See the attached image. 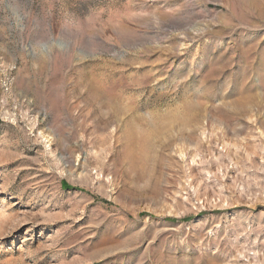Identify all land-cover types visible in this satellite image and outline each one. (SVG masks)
<instances>
[{
  "label": "rangeland",
  "instance_id": "obj_1",
  "mask_svg": "<svg viewBox=\"0 0 264 264\" xmlns=\"http://www.w3.org/2000/svg\"><path fill=\"white\" fill-rule=\"evenodd\" d=\"M0 264H264V0H0Z\"/></svg>",
  "mask_w": 264,
  "mask_h": 264
}]
</instances>
